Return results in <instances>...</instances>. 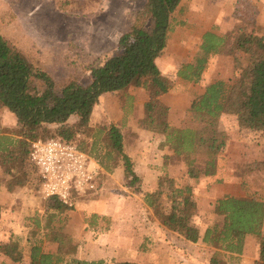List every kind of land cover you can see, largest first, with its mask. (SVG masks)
I'll return each mask as SVG.
<instances>
[{
    "label": "trees",
    "instance_id": "obj_1",
    "mask_svg": "<svg viewBox=\"0 0 264 264\" xmlns=\"http://www.w3.org/2000/svg\"><path fill=\"white\" fill-rule=\"evenodd\" d=\"M181 3L146 0L130 29L119 38L117 52L90 68L91 81L87 85L73 75L60 80L52 77L0 32V118L4 110L17 118V125L11 129L2 128L0 123V185L3 183L9 191L25 186L30 165L37 172L29 159L32 142L49 139L77 145L108 174L123 169L130 188L140 184L121 129L114 124L94 128L91 118L103 95L114 94L123 108H131L128 90L142 88L148 99L140 126L165 136L163 146L183 159L188 175L183 184L177 185L165 174L159 178L157 189L145 194L154 216L186 240L197 243L202 239L215 248L210 264H226L223 252L241 254L247 236H257L261 245L257 264H264V154L256 167L245 168L243 175L236 172L244 194L218 199L212 209L218 219L213 223L198 224L196 218L203 213L194 197L195 185L200 178L217 174L218 161L229 148L230 138L219 126L223 115L235 116L240 128L264 133V35L257 32L255 21L244 22L230 35L221 36L213 30L203 34L198 54L177 71L181 80L200 83L211 60L232 47L231 42L234 49L249 56V61L234 80H216L194 98L188 112L196 118V126L173 128L170 109L162 101L173 89V82L163 75L157 60L167 51L175 31L174 15ZM233 58L238 63V58ZM165 159L168 163L170 157ZM253 175L259 177L255 184L250 180ZM256 186L261 190H253ZM45 204V217L29 218L26 223L29 235L25 244L32 263L103 264L77 258L65 224L69 208L57 197L46 199ZM1 213L0 205V217ZM22 241L0 244V250L13 262H21L25 251ZM45 243L56 244V251L45 252Z\"/></svg>",
    "mask_w": 264,
    "mask_h": 264
},
{
    "label": "rangeland",
    "instance_id": "obj_2",
    "mask_svg": "<svg viewBox=\"0 0 264 264\" xmlns=\"http://www.w3.org/2000/svg\"><path fill=\"white\" fill-rule=\"evenodd\" d=\"M145 3L146 0H0V32L26 57L28 55L35 59L44 58L43 51L45 49L52 50L56 64L50 61L49 64L52 63L51 65L54 67V71L51 73L55 75V78L60 80L69 75L79 76L81 84L87 85L91 81L90 68L117 52L119 38L130 29L136 14L143 9ZM174 16L175 31L171 36L170 47L158 61L163 75L173 84L181 80L177 76L181 64L192 62L198 54L205 32L213 30L219 35H230L234 30L243 26L244 22L255 21L258 24L257 32L261 36L264 35V0H182L181 6ZM106 37L107 41L104 39ZM37 43L39 45H36ZM231 44L232 42L229 46L233 48L230 47L222 56L213 58L205 72L204 82L232 81L248 64L249 56L241 50L234 49ZM232 56L238 58V63ZM188 84L191 83L185 82V85L190 87ZM189 87L180 88L179 93L168 97V100L173 104L169 117L178 128L193 127L197 124L196 118L188 112V109L192 103L194 89L197 88L196 92H198L199 87H192V91L188 89ZM94 118L95 123L100 122L102 120L101 113H96ZM219 126L230 138L228 150L220 157L222 159L219 162L220 165L222 163L227 165L230 160L229 164L235 172H239L241 175L245 168L256 167L264 154V133L240 128L233 115H223L220 118ZM129 140L132 145L135 139L133 136H127V142ZM178 160L182 159L178 158ZM241 164L244 165L241 166ZM27 172H29V181L25 185L24 194L19 198L21 200L17 203L19 209L20 207L25 209V211L22 210L23 212H26L28 207L33 210L29 216L25 217L26 223L29 218L39 217L42 220L46 215V199L41 195L38 171L33 170L30 165ZM0 177H2V171ZM250 178L253 183L259 180L257 175ZM128 183L129 181L125 180L123 173L118 172L113 177L105 171L101 176V191L94 197L84 198V200H97L106 194L105 191L119 196L128 195V192L136 191L138 186H141L140 183L130 188ZM230 184L222 183L226 186ZM261 184L260 186H262ZM260 186L254 187L253 190L260 191ZM233 190L234 193H239V196L244 194V190L240 186ZM203 206H206L202 207L204 214L200 219L196 218L198 224H202V222L211 224L216 221L218 217L214 215L207 203H203ZM42 209V213H39L38 211ZM80 209V205H78L75 209H68L65 215L66 230L72 238L77 237L78 241L74 240L72 247L78 254L81 250V253L88 257L104 255L98 249L94 248L93 251L96 253H93L92 247L86 248L85 244L90 239L85 237V234L89 232L84 229V224H86L84 216L78 213V211L83 212L84 210L80 211ZM74 212H77L78 215H74ZM31 227L33 224L30 222ZM7 228L4 217V220H0L1 245L8 240L20 239L24 242L27 240L29 235L27 230L18 233L19 231ZM82 236L84 239L81 238ZM95 238L97 237L95 236ZM82 247L85 249L83 250ZM44 250L45 252L52 251L48 245L44 246ZM163 252L162 259L158 264H183L186 262L181 259L175 248L168 251L165 249ZM2 255L0 250V263ZM198 261H200L199 257L196 260L190 259L192 262L190 264H198ZM121 263L127 262H112L110 264ZM24 264L33 263L28 261ZM104 264H109V261Z\"/></svg>",
    "mask_w": 264,
    "mask_h": 264
},
{
    "label": "crops",
    "instance_id": "obj_3",
    "mask_svg": "<svg viewBox=\"0 0 264 264\" xmlns=\"http://www.w3.org/2000/svg\"><path fill=\"white\" fill-rule=\"evenodd\" d=\"M104 39L107 41V37ZM171 40L168 47H170ZM36 45L39 44L37 43ZM42 46L45 47V45ZM43 53L44 58L35 59L28 55L27 57L55 78V75L51 73L54 71V67L51 65L52 63L49 64V61L55 62L56 64V60L53 59L52 50L45 49ZM218 56L220 57L222 55ZM159 60L160 58L157 60V64ZM204 78L203 76V80L198 84H188L190 87L186 86L183 80H179L173 84V89L162 97L163 103L170 109L169 116L172 111L171 107L173 109V104L168 100L169 95L172 96V94L179 93L180 88L189 87L188 89L191 90L192 87H199L198 92H196L197 88H193L195 90L193 101L194 98L204 93L206 85L214 82L210 81L206 83L204 82ZM128 94L132 97L133 107L131 108H123L121 100L114 94L108 93L103 95L100 98L99 104L94 109L91 126L97 128L98 126L114 124L121 129L125 135L126 152L131 157L134 170L141 180V190L139 192L130 191L128 195L120 196L105 191L104 193L106 194L97 200L82 199L83 201L80 200L77 203V206L80 205V208L84 210L82 212L80 209L81 212L78 211V213L84 216L86 223L84 224V229H87L86 232H89L85 234V237H89L88 239H90L85 244V246L87 245L86 248L92 247V251L95 248V250L98 249L104 254L88 257L81 253L80 250L79 254L77 252V258L86 261H101L103 264L108 261L109 264L112 262L139 264L149 262L158 264L162 259L163 250L165 251L166 249L168 251L175 248L180 254L181 259L186 261V264L192 263L190 259L196 260L198 257L200 259L198 264H210L212 256L216 251L215 248L203 242L202 239L197 243H193L179 234L168 230L154 216L150 207L145 202V194L154 192L157 189L159 178L165 174H168L174 179L177 185L183 184L188 179L187 167L182 158L175 157L169 147L163 146L166 140L165 136L155 134L140 126V121L144 117V105L148 99L146 91L142 88L131 87L128 90ZM96 113H101L102 119L97 123H95L94 118ZM0 123L2 128L11 129L17 125V118L8 110H4L0 118ZM170 124L173 128H178L177 125L172 123L171 119ZM127 136H133V139H135L132 145L130 144V140L128 141L129 143L127 142ZM167 156L170 157L168 163H166L165 159ZM178 158L182 160L179 161ZM220 160L222 161V159L220 158L218 161L217 174L210 177H202L195 185L194 197L200 213L204 214L202 207L205 208L206 206H203V203H207V206L212 210L213 205L218 199L227 195L239 196V193H234L233 189L240 186L241 178L231 164H229L230 160L227 165L225 163L220 165ZM174 162H178L179 164ZM1 170L0 168V172ZM118 172L123 173L124 176L123 169L121 168H118L114 174H109V176L114 177ZM7 179H10V177ZM224 182L231 184L229 186L222 185ZM25 190L26 188L23 186L16 187L14 191H9L3 183L0 185V205L2 207L0 220H4L5 217L7 229L19 231L18 233H22L28 229L25 217L29 216L33 211L28 207V210L23 212L25 209L23 210L21 207L19 209V205L17 204L21 200L19 198L24 194ZM221 191L223 192L221 193ZM42 211L43 209L38 212L42 213ZM78 213L74 212V215H78ZM81 238L84 239L83 236ZM262 238H264V227ZM76 239L77 237L73 238V241H77ZM9 242L8 240L5 243ZM22 243L23 247L26 246V241H22ZM46 245L52 250L51 252L57 249L56 244L45 243L44 246ZM82 249L84 250L85 248L82 247ZM23 252L24 257L21 262L15 263L3 254L0 264H24L28 261L32 262L30 250L25 247V251ZM93 253H96V251H93ZM223 254L227 255L225 261L228 264H257L260 261L261 255L260 238L252 235L247 236L241 254H229L225 252Z\"/></svg>",
    "mask_w": 264,
    "mask_h": 264
},
{
    "label": "built area",
    "instance_id": "obj_4",
    "mask_svg": "<svg viewBox=\"0 0 264 264\" xmlns=\"http://www.w3.org/2000/svg\"><path fill=\"white\" fill-rule=\"evenodd\" d=\"M29 159L38 171L44 199L57 197L69 209H75L80 200L94 197L102 189L105 170L75 144L37 140L31 144Z\"/></svg>",
    "mask_w": 264,
    "mask_h": 264
}]
</instances>
